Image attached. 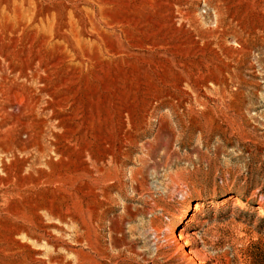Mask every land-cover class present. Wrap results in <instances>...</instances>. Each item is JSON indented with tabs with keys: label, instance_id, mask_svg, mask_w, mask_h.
<instances>
[{
	"label": "rangeland",
	"instance_id": "obj_1",
	"mask_svg": "<svg viewBox=\"0 0 264 264\" xmlns=\"http://www.w3.org/2000/svg\"><path fill=\"white\" fill-rule=\"evenodd\" d=\"M260 217L264 0H0V264H264Z\"/></svg>",
	"mask_w": 264,
	"mask_h": 264
},
{
	"label": "trees",
	"instance_id": "obj_2",
	"mask_svg": "<svg viewBox=\"0 0 264 264\" xmlns=\"http://www.w3.org/2000/svg\"><path fill=\"white\" fill-rule=\"evenodd\" d=\"M260 221H261V224H262L261 227H262V229H263L262 232H264V218H261V217H260ZM262 232H261V233H262ZM259 258L264 259V251H260ZM262 263H264V260H263Z\"/></svg>",
	"mask_w": 264,
	"mask_h": 264
},
{
	"label": "bare ground",
	"instance_id": "obj_3",
	"mask_svg": "<svg viewBox=\"0 0 264 264\" xmlns=\"http://www.w3.org/2000/svg\"><path fill=\"white\" fill-rule=\"evenodd\" d=\"M228 200H232V201L236 202V201H237V198H236V197H230V198H227V199H226V201H228ZM198 210H199V208H195L194 211H198ZM174 228H176V226H173V229H174ZM179 239H182V238H181V235H179Z\"/></svg>",
	"mask_w": 264,
	"mask_h": 264
}]
</instances>
